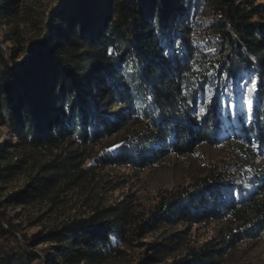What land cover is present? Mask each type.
Instances as JSON below:
<instances>
[{"label":"trees","instance_id":"16d2710c","mask_svg":"<svg viewBox=\"0 0 264 264\" xmlns=\"http://www.w3.org/2000/svg\"><path fill=\"white\" fill-rule=\"evenodd\" d=\"M220 3L225 16L217 31L220 49L213 52L189 38L186 0H59L39 25L24 0H0V116L17 139L0 143V241L19 228L8 209L20 207L21 216L58 185L56 166L66 167L48 164L32 175L25 160L12 161L18 152L58 146L71 137L96 141L122 128L130 115L141 117L143 125L105 163L144 168L168 153L192 152L195 143L218 144L229 136L225 122L231 119L220 107L223 88L234 91L232 99L240 104L242 77L257 85L248 86L251 117L237 115L239 148L250 153L252 147L259 166L243 176L213 172L192 189L170 193L138 233L207 218L236 223L220 243H205L179 264H222L237 243L261 236L264 147L256 146H264V22L249 23L235 0ZM30 25L35 31L27 36ZM206 88L209 98L216 93L211 105L203 102ZM198 103L207 113L202 119L193 115ZM119 106L117 115H107ZM26 175L22 186L6 192L4 184ZM125 214L106 208L44 225L25 235L29 252L2 251L0 264L37 262L34 249L41 243L44 264H101L128 240Z\"/></svg>","mask_w":264,"mask_h":264},{"label":"rangeland","instance_id":"374dc122","mask_svg":"<svg viewBox=\"0 0 264 264\" xmlns=\"http://www.w3.org/2000/svg\"><path fill=\"white\" fill-rule=\"evenodd\" d=\"M186 1L190 2L187 10L191 23L189 38L201 49H220L221 34L217 31L225 16L222 14L223 4L220 0ZM24 2L31 6L33 21L39 25L50 12V7L59 0ZM235 5L244 10L249 23L264 22V0H235ZM257 11L261 12L256 14ZM26 30L27 36H31L35 27L30 25ZM129 69L132 70V67ZM95 96L96 93H92L91 97ZM112 110L111 114L107 113L108 116L117 115L121 106ZM121 122L122 128L96 141L83 142L71 137L62 140L58 146L26 147L13 157L12 161L16 163L20 159L25 160L26 169L32 175L48 164L65 163L66 167L56 166L58 185L46 197L26 206L21 216H16L21 211L20 207L8 209L19 228L13 231L14 237L0 241V252H29L25 235L30 237L44 225L73 217H89L106 208L125 209L128 240L118 245L120 252L111 254L101 264H179V260L192 251L200 249L207 242L220 243L231 229H235L236 223L230 219L207 218L197 222L161 223L154 230L138 233L139 225L151 217V212L161 199L170 193L192 189L213 172H221L229 177L243 176L259 166L260 158L255 157L252 147H249L250 153L239 148L242 140L237 116L225 122L226 135L229 136L223 138L222 142L214 145L195 143L192 152L180 155L171 152L144 168L128 163H105L104 158L118 152L133 137L134 131L143 125L141 117L135 115ZM4 141L16 143L17 139L0 116V143ZM114 145L121 146L113 148ZM26 177L4 184L6 192L22 186ZM45 246L43 243L36 246L34 253L40 258L33 264L45 263L42 250ZM222 264H264V231L258 238L237 243L224 256Z\"/></svg>","mask_w":264,"mask_h":264},{"label":"snow or ice","instance_id":"6c2138e0","mask_svg":"<svg viewBox=\"0 0 264 264\" xmlns=\"http://www.w3.org/2000/svg\"><path fill=\"white\" fill-rule=\"evenodd\" d=\"M211 51L215 52V49H211ZM113 52L112 50H109V55H112ZM165 55L167 56L168 53L165 52ZM222 79H227V74L222 73L221 74ZM251 86L252 88H256L257 81L256 79H244L243 77L241 78V88L244 89L242 93V102L240 104H237L232 97L235 95L234 91H229L227 87L223 88L224 96H222L219 100L220 107L222 112H226L229 114L232 119H235L238 114H243L247 119H249L254 111V105L253 101L250 98V93L248 91V86ZM215 91H213V97L209 98L208 96V91L207 88L205 89L203 93V102L211 105L215 98ZM201 113H204L205 115L206 110L198 103L197 105L194 106V112L193 115L197 119H202ZM121 145H114L113 148L115 147H120ZM257 150L261 151V148L264 146L257 145Z\"/></svg>","mask_w":264,"mask_h":264}]
</instances>
